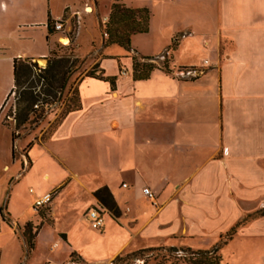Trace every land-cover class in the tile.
I'll return each mask as SVG.
<instances>
[{
  "label": "crops",
  "instance_id": "obj_1",
  "mask_svg": "<svg viewBox=\"0 0 264 264\" xmlns=\"http://www.w3.org/2000/svg\"><path fill=\"white\" fill-rule=\"evenodd\" d=\"M121 1L147 8L139 0ZM179 1L184 8L194 3L193 8L204 5L211 10L212 28L197 31L190 26L182 33L195 36L201 29L216 38L209 50L213 64L209 69L196 67L195 61H176L168 54L169 41L160 57L156 56L160 51L151 46L144 51L131 46L133 56L153 57L159 66L168 60L172 71L156 69L149 79L135 80L133 56L115 62V57L103 55L91 35L92 50L85 59L88 68L99 63L98 74L102 70L105 77L116 78L115 83L81 79L77 84L81 108L68 113L47 138L29 134L19 149L13 131L1 122L15 90V64L47 58L51 41L60 38L68 44L73 28L76 56L82 59L80 41L83 31L89 30L88 18L68 0L63 4L60 0H0V264L22 263L27 253L23 232L28 223L37 225L42 220L34 205L49 193L51 200L40 209H50L51 220L40 226L32 251L47 227L57 231V207L76 189L71 199L84 202V216L89 218L92 209H99L130 235L109 260L136 239L142 242L134 252L154 248L176 234L217 236V231L228 229L242 213L239 198L264 200V0ZM95 2L100 18V1ZM90 7L92 12L87 11ZM84 10L86 15L95 13L89 4ZM50 18L62 19L65 33L49 35ZM151 18L150 11L149 32L136 34L132 40L151 32ZM199 70L201 74L195 73ZM47 117L48 125L58 118ZM14 168V176L5 182L3 173ZM29 179L30 193L35 194L31 204L22 187ZM83 179L90 183L84 190ZM115 182L118 189L132 190L125 205L117 198ZM104 187L113 195L116 215L95 196ZM145 187L153 191L156 204L144 195ZM30 206L36 220L26 217ZM222 221L228 223L218 226ZM55 233L71 242L62 230ZM76 255L84 261L72 249L73 263H77Z\"/></svg>",
  "mask_w": 264,
  "mask_h": 264
},
{
  "label": "rangeland",
  "instance_id": "obj_2",
  "mask_svg": "<svg viewBox=\"0 0 264 264\" xmlns=\"http://www.w3.org/2000/svg\"><path fill=\"white\" fill-rule=\"evenodd\" d=\"M65 1L67 0H60L62 4ZM68 1L76 3L81 9V15L88 18V20H85V23H87L89 30L88 32L83 31L80 41L82 46L79 51L82 57V59H79V64L81 63V69H83V71L80 73L79 71L81 69H79L75 75L71 77L68 87L63 94L59 96L56 103L41 100L39 101V108H35L34 105V111L30 113L24 125L21 126L19 125L22 113L21 109L25 106V104H20L22 92L31 86L34 81L37 84L35 93L42 92V84L36 81L37 74L40 72L39 70L35 69L29 80L26 81L27 78L25 77L22 79L24 85L14 90L1 114L2 124L13 131L15 144L19 149L22 139L26 138L29 134L34 136L39 133L38 136L42 139L47 138L51 134L53 125L45 123V119L48 118V115L52 114V118L55 120L62 114L68 98L72 96L73 89L81 78L92 69V67L88 68V63L85 61L92 50L91 46L88 45V40L91 35L95 38L97 47L103 49V55L115 57V62L119 63L120 60L127 61L129 60L128 56H133L134 54V51L117 45H109L106 47L104 45L106 36L104 35L105 27L102 20L109 15L111 5L116 0H99L101 9L100 18L97 16L95 0ZM200 1L203 0H199L198 2ZM139 3L145 5L152 12L151 32L147 35L135 36L131 41L133 50L144 51L145 49H150L151 46L155 51H160L159 54L156 55L160 57L165 55L166 50H168L165 49V44L169 41L170 48L168 54L174 55L173 57L176 61L182 63L195 61L196 67L200 68L204 66L207 69L213 65L210 63L212 57L209 54V50L212 44H215L216 38L212 34H206L204 31L202 32L201 29H199L200 31L195 36H186L182 34L186 33L185 31L190 26L195 27L197 31L200 27H207L206 29L212 28L214 26L213 22L209 23L208 21V15L211 12L210 9H206L204 5H201V8H193L194 3H191L192 7L184 8L185 6H179V0H139ZM88 4L94 8V14L86 15V13H84V8ZM205 6L208 7L206 4ZM44 30L47 36L48 31L46 29ZM170 35H174L173 40L170 38ZM174 42H176L177 46L174 45ZM62 44L63 42L59 39L60 47L57 49L58 54H68V49L62 47ZM43 57L47 56H39V58ZM49 58L50 56L40 59L44 61V65L40 63V60H25V62H36L39 68L44 69L48 64ZM85 65L87 66L86 68ZM44 98L45 96L41 95V99ZM30 138L31 137H29V140ZM26 149L27 148H25V150ZM53 149L54 147L52 146L50 150ZM16 156L17 158L20 157L18 150ZM69 167L72 166L69 165L68 168H66L68 174L70 173ZM15 171L14 168L9 172L6 171L3 173L5 182L12 175L14 176ZM83 172V176H85V170H83ZM61 177H57L58 182L61 180ZM83 180V184H81L83 187L81 188L82 190H84L86 186L89 187L90 184L87 183L85 179ZM92 185H95V183ZM114 186L118 200H120L122 205H125V200L130 198L132 190L123 188L118 189L117 182H115ZM22 187L27 191L28 200L31 204L32 197L35 198V194L33 195L30 193L32 180L29 179L27 182L24 181ZM67 190L71 191L69 188H67ZM74 192H77V190L73 189L71 192L72 194L69 195L70 197L64 199V202L57 207L58 216L56 219L57 231L62 230L69 234L71 236V242L65 241L60 235L55 233L57 231L53 232L50 229L51 227H47L42 237L37 241L34 252L32 251L29 256L26 253L21 264H110L115 257L112 260L109 259L130 239L129 233L123 230L118 222L113 220L108 214L105 217V230L100 231L93 228L91 220L83 214L84 202L77 204L75 200L71 199ZM132 200L134 203L137 202L134 199ZM237 201L239 205L243 207V210L241 209L242 213L237 216L235 222L228 229L217 231V236L216 233H211L210 236L201 235L199 237L190 238L187 235L176 234L171 236V239L163 240V242L159 241L153 247L175 246L179 249H212L223 241H226L227 233L238 223H242L237 229V233L234 235L233 239L221 246L220 254L223 258L222 264H264V200L261 197H254L239 198ZM73 209L74 212H71ZM41 213L46 215L43 223L51 220L50 209L43 211L39 209L38 214ZM36 216V212L30 206L26 215L27 219L36 220ZM40 222H42V220H39L37 225L34 224V227H38ZM219 223L221 224L218 226H225L228 222L222 221ZM34 232H36V229ZM141 242L140 239L134 240L123 248L119 254L134 252L133 249L140 245ZM55 243H57V245H55ZM72 249L76 251L84 261H81L76 255L73 259L77 263H73L70 256V251ZM135 264H143V262L138 261ZM149 264H158V261L151 260ZM168 264H172V262H168Z\"/></svg>",
  "mask_w": 264,
  "mask_h": 264
},
{
  "label": "trees",
  "instance_id": "obj_3",
  "mask_svg": "<svg viewBox=\"0 0 264 264\" xmlns=\"http://www.w3.org/2000/svg\"><path fill=\"white\" fill-rule=\"evenodd\" d=\"M55 21L51 18L48 23L49 35L59 34L54 30ZM150 25V11L147 8H134L121 0H116L112 6L109 15L108 22L106 24L107 36L105 40V46L118 45L120 47L131 50L132 37L136 34H145L149 32ZM69 43L62 44V47L68 49V54H58L59 40L50 43L49 61L46 68L41 69L36 62L27 63L25 61H19L15 64V89H18L24 85L23 78H29L37 69L40 72L37 74V83H41L42 92L35 93L37 84L32 82L24 92H22V99L20 104H25L21 109V121L19 125H24L26 119L34 111V105L37 101H52L57 102L59 96L63 94L68 87L69 81L75 73L81 69V63L79 64V58L76 56V29L68 33ZM60 39V38H59ZM50 40V36H49ZM153 57L133 56V76L135 80H147L150 78L152 72L156 69H163L167 73L172 71L169 68V61L166 60L161 66L154 62ZM29 61V60H27ZM99 63L95 64L81 79L85 77L99 78L103 80H109L112 84L115 83L116 78H109L104 76V72L98 74ZM41 95L45 98L41 99ZM81 108V100L78 91V85L73 89L72 96L68 98L62 114L56 119L53 127H56L65 116L75 110ZM95 196L99 201L106 206L114 215L117 214V205L113 198L112 193L106 187L98 190ZM264 214V213H263ZM44 213L40 214L42 219L41 224L38 227H34L33 223L26 225L23 232V238L26 245L27 254H29L35 247L36 233L40 226L43 224V220L46 218ZM242 223H238L228 233L226 241H223L212 249H198L192 248L179 249L175 246L170 247H157L142 249L127 254H119L116 256L110 264H135L138 261H142L143 264H149L151 260L158 261V264H222L223 258L220 254L222 245L232 240L237 233V229ZM36 229V232L34 230Z\"/></svg>",
  "mask_w": 264,
  "mask_h": 264
},
{
  "label": "built area",
  "instance_id": "obj_4",
  "mask_svg": "<svg viewBox=\"0 0 264 264\" xmlns=\"http://www.w3.org/2000/svg\"><path fill=\"white\" fill-rule=\"evenodd\" d=\"M87 11L92 12L93 9L90 7L87 9ZM107 22H108V20H104V22H103V25L105 27V33H104L105 36H107V31H106ZM54 30L57 32H60V33H65V25H64V22L62 19L55 21ZM193 72H191V73H193ZM195 73L201 74L202 71L199 70V71H196ZM39 105H40V103H39V101H37L35 104V108H39ZM124 187H127V184H124ZM143 193L147 198H149L151 201H153L154 204H156L155 195L150 188L145 187L143 189ZM51 198H52V194L49 193V194H46L45 196H43L41 199L37 200L36 204L34 205V210L38 212V210L41 207H43L47 202H49L51 200ZM89 218L91 220L93 228L100 230V231L104 230L105 223H106L105 222V216L99 209H92L89 212Z\"/></svg>",
  "mask_w": 264,
  "mask_h": 264
},
{
  "label": "bare ground",
  "instance_id": "obj_5",
  "mask_svg": "<svg viewBox=\"0 0 264 264\" xmlns=\"http://www.w3.org/2000/svg\"><path fill=\"white\" fill-rule=\"evenodd\" d=\"M40 63H41L42 65H44V61H43V60H40Z\"/></svg>",
  "mask_w": 264,
  "mask_h": 264
}]
</instances>
